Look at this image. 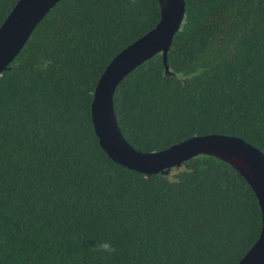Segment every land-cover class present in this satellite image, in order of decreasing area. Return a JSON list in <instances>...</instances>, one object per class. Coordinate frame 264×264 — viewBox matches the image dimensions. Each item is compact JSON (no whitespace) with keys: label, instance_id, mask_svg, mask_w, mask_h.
I'll list each match as a JSON object with an SVG mask.
<instances>
[{"label":"trees","instance_id":"1","mask_svg":"<svg viewBox=\"0 0 264 264\" xmlns=\"http://www.w3.org/2000/svg\"><path fill=\"white\" fill-rule=\"evenodd\" d=\"M18 1L0 0V27ZM161 16L160 0H60L0 73V264H238L259 239V199L227 161L148 175L100 144L99 79ZM114 106L139 151L228 134L264 152V0H186L167 65H139Z\"/></svg>","mask_w":264,"mask_h":264},{"label":"water","instance_id":"2","mask_svg":"<svg viewBox=\"0 0 264 264\" xmlns=\"http://www.w3.org/2000/svg\"><path fill=\"white\" fill-rule=\"evenodd\" d=\"M60 0H19L0 27V73L18 55L32 31ZM162 16L155 28L130 44L107 66L96 86L92 120L100 144L117 163L148 175L169 174L187 160L210 154L233 165L251 184L263 213L259 239L238 264H264V152L245 139L228 134L191 137L169 148L143 152L124 136L114 96L122 80L157 53L165 64L185 18L186 0H160Z\"/></svg>","mask_w":264,"mask_h":264},{"label":"clouds","instance_id":"3","mask_svg":"<svg viewBox=\"0 0 264 264\" xmlns=\"http://www.w3.org/2000/svg\"><path fill=\"white\" fill-rule=\"evenodd\" d=\"M99 249L106 253V254H112L116 251L113 244L110 241H103L99 245Z\"/></svg>","mask_w":264,"mask_h":264}]
</instances>
